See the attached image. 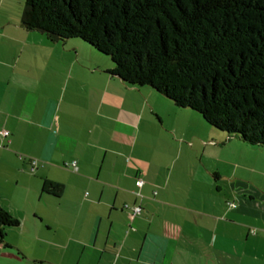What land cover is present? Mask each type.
I'll list each match as a JSON object with an SVG mask.
<instances>
[{
	"label": "crops",
	"instance_id": "crops-1",
	"mask_svg": "<svg viewBox=\"0 0 264 264\" xmlns=\"http://www.w3.org/2000/svg\"><path fill=\"white\" fill-rule=\"evenodd\" d=\"M5 2L0 207L11 215L21 210L30 240L79 252L76 264H264V148L212 128L150 87L121 81L110 74L111 60L79 39L32 37ZM192 120L206 134L192 136L195 144L208 138L230 149L226 169L212 171L203 160L198 168L176 130L188 132ZM176 139L177 160L168 154L177 151ZM48 232L59 238L42 242ZM53 262L67 259L60 254Z\"/></svg>",
	"mask_w": 264,
	"mask_h": 264
},
{
	"label": "trees",
	"instance_id": "trees-1",
	"mask_svg": "<svg viewBox=\"0 0 264 264\" xmlns=\"http://www.w3.org/2000/svg\"><path fill=\"white\" fill-rule=\"evenodd\" d=\"M21 25L80 39L121 81L264 148V0H26ZM19 226L0 207V243Z\"/></svg>",
	"mask_w": 264,
	"mask_h": 264
},
{
	"label": "rangeland",
	"instance_id": "rangeland-1",
	"mask_svg": "<svg viewBox=\"0 0 264 264\" xmlns=\"http://www.w3.org/2000/svg\"><path fill=\"white\" fill-rule=\"evenodd\" d=\"M25 1L26 0H6L5 2L6 4L13 5L14 19L16 23H21V17H22L24 6H25ZM5 3H4V7L7 6ZM16 26H19V25H16ZM31 36L32 37L38 36L39 38L40 35L38 34V32H32ZM75 40H78V39H75ZM78 41L81 42L80 39ZM68 49H66L68 52L75 53V51L73 50L70 51ZM78 51L83 54L82 50H78ZM82 54H80V56L77 57L79 58V62H81L82 65L85 66L86 68L92 71H95L94 62L90 60L91 58L86 57L83 59L82 56L84 55ZM190 122L196 125H193L188 132L186 131L183 132L180 126L176 127V130L182 133L183 135L184 134L186 135V138H184L185 140H183V144L186 148H189L190 153L194 155L195 163L197 164L198 168H200V164H199L200 161L203 160V162L206 164L207 169H211L212 171H216L217 168L218 170L222 171L224 169V166L226 169V166H227L226 163L228 160L231 159V153L229 152L230 149H226V148L221 149L219 147H215L214 143H211L210 140H208V138H206L207 139L206 141L204 142L202 141V145L199 143V140L195 144V140L192 139V136L199 137V134H200L206 137V134L204 133L205 130L202 127L200 128V126H198V122L196 120H192ZM175 143H176L177 151L175 153L168 152V154L170 158H174L177 160L178 157L180 156V150L178 149L181 147L182 143H180L177 139ZM205 143L208 144L207 147L204 146ZM185 154L187 155V153ZM185 154H183L182 156H185ZM178 164L181 165V168L184 167V165H182V162H179ZM224 171H227V170H224ZM184 173L185 172H183L178 167L176 168V171H175L176 178H181V175H183ZM201 175H203V172L201 173ZM191 178H193V176H190V179ZM183 180L186 181V178H183ZM215 193L217 194L218 192L215 191ZM13 216H15L16 218L17 217L19 218L21 222V228L19 229L12 228L9 230L6 229L8 231L7 232L5 231L6 232L5 241L11 244H14L16 248L19 251H21L22 254L20 255L17 250L8 249L6 248L5 244L0 243V264H55V262L53 261L55 258H59L60 254L65 255V258L67 259V264L77 263V260L80 258L79 252H76V254L72 255V251L71 252L69 251L66 254V252L64 251L62 252L59 249H51L50 247H43L42 245H40L39 243H36L35 241L32 242V240H30V236H28V228L23 227L24 216L22 215L21 210H17L15 215ZM51 238L58 239L59 236L58 235L55 236L53 235V233L48 232L46 233L45 237L42 238L43 239L42 242L43 241L48 242ZM17 245H19L20 247H18ZM32 251H34L37 255L39 254L47 255L48 254L49 260L45 262H40V263L35 262V260L29 256L32 253ZM80 264H85V262L81 261Z\"/></svg>",
	"mask_w": 264,
	"mask_h": 264
},
{
	"label": "built area",
	"instance_id": "built-area-1",
	"mask_svg": "<svg viewBox=\"0 0 264 264\" xmlns=\"http://www.w3.org/2000/svg\"><path fill=\"white\" fill-rule=\"evenodd\" d=\"M1 134H3V136L7 137V136L9 135V132H7V131H2ZM32 163H33V165L36 164V162H32ZM142 184H143V181H141V180H139V181L136 182V185H137L138 187H141ZM139 212H140V210H137V211H136V213H139Z\"/></svg>",
	"mask_w": 264,
	"mask_h": 264
}]
</instances>
